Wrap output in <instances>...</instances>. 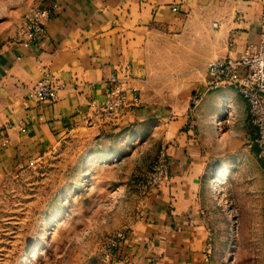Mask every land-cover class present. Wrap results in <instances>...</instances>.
I'll list each match as a JSON object with an SVG mask.
<instances>
[{
  "label": "crops",
  "instance_id": "0c3cea01",
  "mask_svg": "<svg viewBox=\"0 0 264 264\" xmlns=\"http://www.w3.org/2000/svg\"><path fill=\"white\" fill-rule=\"evenodd\" d=\"M262 2L61 0L43 34L26 43L18 36L22 18L37 6L46 8L47 0H0V173L41 158L83 126L90 101L104 99L111 76L130 78L140 105L122 113L115 124L93 129L117 133L165 122L168 164L114 264H212L213 213L223 215L225 209L218 202L213 211L209 202L215 200L211 185L221 172L216 163L196 155L203 150L188 126L190 102L196 89L204 90L195 103L202 118L225 124L227 129H216L224 131L222 136L250 137L242 148L250 160L241 163L256 170L255 129L245 101L231 89L207 92L205 85L209 62L237 57L245 44L259 40ZM43 71L59 89L54 101L37 103L31 87ZM164 79L189 81L180 94L171 84L163 97L155 89ZM220 107L232 114L215 123ZM246 178L261 191L251 196L262 197L253 210L256 214L261 207L264 215V169Z\"/></svg>",
  "mask_w": 264,
  "mask_h": 264
},
{
  "label": "rangeland",
  "instance_id": "374dc122",
  "mask_svg": "<svg viewBox=\"0 0 264 264\" xmlns=\"http://www.w3.org/2000/svg\"><path fill=\"white\" fill-rule=\"evenodd\" d=\"M42 8L24 15L19 38L28 17ZM174 81H159L155 90L163 96L175 84L180 94L189 80ZM203 92L192 94L188 126L203 150L196 155L221 172L211 185L215 200L209 202L213 211L218 202L225 209L223 215L213 213L212 264H264V215L261 207L256 214L253 210L262 197L251 196L261 191L246 178L263 167L255 154L256 170L241 163L250 160L242 149L250 137L222 136L224 131L216 129H227L225 124L202 118L195 97ZM221 107L215 123L231 117ZM109 132L78 126L41 158L0 173V264H107V243L119 231L129 234L157 186L150 180L153 167L162 151L168 155L165 122Z\"/></svg>",
  "mask_w": 264,
  "mask_h": 264
},
{
  "label": "built area",
  "instance_id": "2783aa9c",
  "mask_svg": "<svg viewBox=\"0 0 264 264\" xmlns=\"http://www.w3.org/2000/svg\"><path fill=\"white\" fill-rule=\"evenodd\" d=\"M60 1L47 0L46 8L34 10L25 22L20 40L26 43L37 40L43 34L45 22L59 9ZM259 25L257 42L245 44L237 57H223L207 64L205 89L207 92L231 89L245 101L248 121L255 129L256 157L264 169V0ZM58 89L51 75L43 71L42 76L33 83L31 95L37 103L51 102L55 100ZM195 98L197 101L200 97L197 95ZM139 105L137 89L132 85L131 79L111 76L104 99L99 102L90 101L89 109L83 115V126L105 129L106 124H115L122 117V113ZM167 164V155L162 151L159 163L150 174L151 183L157 185L165 177ZM127 237V233L119 231L109 240L103 252L107 264L114 263L120 245Z\"/></svg>",
  "mask_w": 264,
  "mask_h": 264
}]
</instances>
